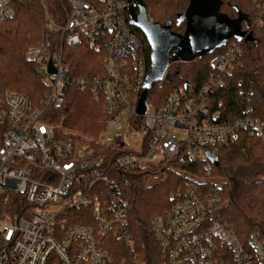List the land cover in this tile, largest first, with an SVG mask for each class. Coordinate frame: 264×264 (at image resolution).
Returning <instances> with one entry per match:
<instances>
[{
    "label": "built area",
    "instance_id": "1",
    "mask_svg": "<svg viewBox=\"0 0 264 264\" xmlns=\"http://www.w3.org/2000/svg\"><path fill=\"white\" fill-rule=\"evenodd\" d=\"M39 1L41 40L26 55L49 95L34 109L22 94L4 96L0 124L8 128L0 135V264H125L124 251L131 252L133 245L126 202L111 174L142 170L145 180L160 183L165 167L180 153L179 162L204 164V175L180 171L185 182L170 195L171 208L151 220L160 264H264L260 235L241 239L217 216L222 183L209 176L213 165L206 157V152L217 157L218 149L241 132L264 141L263 121L247 114L230 118L216 96L236 61L238 44L229 40L213 58L217 74L203 84L174 89L162 107L145 100L139 116L135 108L149 64L128 22V8L136 4L68 0V18L57 24ZM248 1L257 15L254 25L261 26L264 0ZM14 16V0H0V23ZM54 33L60 48L53 47ZM82 42L103 52L101 75L70 77L62 46ZM69 87L104 102L110 118L96 138L59 131L45 119L47 107L62 105ZM96 147L115 148L110 166Z\"/></svg>",
    "mask_w": 264,
    "mask_h": 264
},
{
    "label": "trees",
    "instance_id": "2",
    "mask_svg": "<svg viewBox=\"0 0 264 264\" xmlns=\"http://www.w3.org/2000/svg\"><path fill=\"white\" fill-rule=\"evenodd\" d=\"M141 2L147 17L153 23L163 25L172 22L171 30L182 34L184 24L176 25V18L183 13L189 0H131ZM220 12L231 19L240 14L246 22L241 24L245 39L237 42L238 56L224 84L217 92L222 98V110L230 112V118L247 114L264 122V24L254 25L256 12L248 0H220ZM49 14L57 24L66 21L71 7L68 0H44ZM15 16L0 23V114L4 111L7 92L24 95L34 108H41L48 98L49 89L36 75L27 58V50L40 44L44 26L43 9L39 0H14ZM134 10L137 8L134 6ZM133 31L143 45L147 65L150 48L143 34ZM53 47L60 48L58 33L52 34ZM224 49L191 62H174L166 70L169 81L162 80L148 90L146 101L155 108L162 107L168 95L185 84L200 85L208 77L217 74L211 61ZM62 57L69 68L70 77H93L103 73V52H95L83 42L77 47L62 46ZM246 111V113H245ZM49 124L60 130L95 138L110 117L104 102L93 101L90 92H79L69 87L62 105H50L44 112ZM63 120L60 121V117ZM8 128L0 124V135ZM110 166L115 148L96 147ZM183 157L180 153L179 158ZM170 162L164 169V180L150 186L145 184L142 170L113 172L120 194L126 202V213L132 251H124L125 264H160L151 220L169 210L173 204L170 195L184 185L180 171L203 174L204 164L187 160ZM175 168V171L171 168ZM203 172V173H202ZM210 177L221 181L215 207L217 216L237 237L245 239L251 233L260 235L264 242V141L248 132H241L231 144L217 151V165L211 167Z\"/></svg>",
    "mask_w": 264,
    "mask_h": 264
},
{
    "label": "water",
    "instance_id": "3",
    "mask_svg": "<svg viewBox=\"0 0 264 264\" xmlns=\"http://www.w3.org/2000/svg\"><path fill=\"white\" fill-rule=\"evenodd\" d=\"M221 4L220 0H189L185 11L176 18L177 26L184 24L182 34L171 30V21L163 25L150 21L141 2L136 3V12L133 6L128 8L129 25L143 34L150 48L149 70L135 108L137 115L144 112L148 90L162 80L169 81L165 73L172 63L201 59L231 39L238 42L245 39L241 28L245 18L240 14L235 19L229 18L219 11ZM206 157L213 166L217 165V157L210 152H206Z\"/></svg>",
    "mask_w": 264,
    "mask_h": 264
},
{
    "label": "rangeland",
    "instance_id": "4",
    "mask_svg": "<svg viewBox=\"0 0 264 264\" xmlns=\"http://www.w3.org/2000/svg\"><path fill=\"white\" fill-rule=\"evenodd\" d=\"M32 47V46H31ZM75 133V132H74ZM78 134V133H77ZM80 135V134H79ZM86 137V136H85ZM96 138V137H95ZM88 139H89V137H88ZM91 139V138H90ZM158 182V180H152L151 178H146V180H145V184L147 185V186H150V185H152V184H154V183H157Z\"/></svg>",
    "mask_w": 264,
    "mask_h": 264
},
{
    "label": "flooded vegetation",
    "instance_id": "5",
    "mask_svg": "<svg viewBox=\"0 0 264 264\" xmlns=\"http://www.w3.org/2000/svg\"><path fill=\"white\" fill-rule=\"evenodd\" d=\"M132 2V1H131ZM135 12H136V10H135Z\"/></svg>",
    "mask_w": 264,
    "mask_h": 264
}]
</instances>
